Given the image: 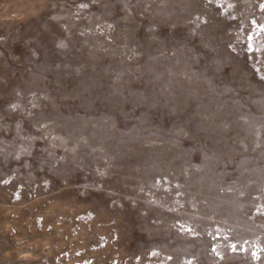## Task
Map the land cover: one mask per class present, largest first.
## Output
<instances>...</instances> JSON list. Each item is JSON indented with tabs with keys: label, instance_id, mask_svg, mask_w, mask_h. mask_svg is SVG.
<instances>
[{
	"label": "rangeland",
	"instance_id": "1",
	"mask_svg": "<svg viewBox=\"0 0 264 264\" xmlns=\"http://www.w3.org/2000/svg\"><path fill=\"white\" fill-rule=\"evenodd\" d=\"M0 264H264V0H0Z\"/></svg>",
	"mask_w": 264,
	"mask_h": 264
}]
</instances>
